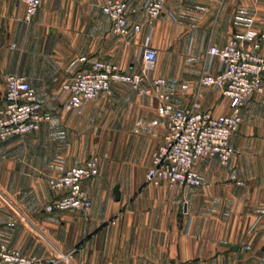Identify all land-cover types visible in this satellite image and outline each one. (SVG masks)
Wrapping results in <instances>:
<instances>
[{"label":"crops","instance_id":"crops-1","mask_svg":"<svg viewBox=\"0 0 264 264\" xmlns=\"http://www.w3.org/2000/svg\"><path fill=\"white\" fill-rule=\"evenodd\" d=\"M103 3L41 0L27 22L23 2L0 0V94L8 74L24 76L52 116L34 133L0 139V243L39 264H264V103L258 95L242 110L230 163H197L210 187H156L145 174L168 131L158 100L113 83L112 94H99L78 115L63 109L68 93L61 88L95 60L138 71L139 49L151 44L159 50L152 75L166 80L177 108L198 98L203 110L229 114L222 90L200 85L206 52L264 30V0H165L164 13L151 23L144 0H128L137 12L124 37L112 32ZM238 17L253 22L241 24ZM216 67L214 59L210 72ZM140 151L146 159L138 164ZM92 155L101 163L100 174L82 182L93 202L89 213L47 212L60 194L49 177Z\"/></svg>","mask_w":264,"mask_h":264},{"label":"built area","instance_id":"built-area-1","mask_svg":"<svg viewBox=\"0 0 264 264\" xmlns=\"http://www.w3.org/2000/svg\"><path fill=\"white\" fill-rule=\"evenodd\" d=\"M19 1L25 4L24 20L30 22L38 12L41 0ZM144 8L151 23L164 13L165 0H144ZM102 12L109 18L114 34L129 35V18L137 8L131 7L128 0H104ZM237 21L249 26L253 22L245 17H238ZM133 30L139 32L140 24H135ZM158 55L159 50L153 45H142L139 49L142 65L135 72H127L111 62L95 60L88 69H80L62 82L61 88L68 93L63 109L81 115L87 103L99 94H112L113 83L128 84L139 94L157 99L158 113L165 119L168 131L164 141L152 153L145 174L146 183L156 187L179 184L208 188L210 183L198 170L197 163L218 158L222 165H228L236 152L231 138L243 122L242 110L254 95L264 103V30H250L232 37L223 46L213 45L207 49L208 68L200 77V85L219 87L230 99L229 114L217 115L203 110L198 98L187 107L177 108L165 90L166 80L152 75ZM214 59L217 67L215 72H210ZM4 82L5 90L0 94L5 101L4 114L0 115L1 140L34 133L42 123L52 120L26 77L8 74ZM100 163V156L92 155L84 164L49 177L50 187L60 194L45 206V210L89 213L93 202L82 182L100 174ZM39 262L36 256L0 243V264Z\"/></svg>","mask_w":264,"mask_h":264},{"label":"rangeland","instance_id":"rangeland-1","mask_svg":"<svg viewBox=\"0 0 264 264\" xmlns=\"http://www.w3.org/2000/svg\"><path fill=\"white\" fill-rule=\"evenodd\" d=\"M120 84H123V85H125V86H128V87L130 88L131 91H133V92L139 94L138 92H136L135 90H133L128 84H125V83H120ZM140 95H141V94H140ZM143 96L148 97V98L151 99V101L156 102L155 98H153V97H150V96H147V95H143ZM145 159H146V157L143 156V154H142L141 151H140L139 154H138L137 157H136V162H137L138 164H140V163H141L142 161H144Z\"/></svg>","mask_w":264,"mask_h":264},{"label":"water","instance_id":"water-1","mask_svg":"<svg viewBox=\"0 0 264 264\" xmlns=\"http://www.w3.org/2000/svg\"><path fill=\"white\" fill-rule=\"evenodd\" d=\"M114 194H115L116 199L119 200L120 196H121L120 186L119 185H116L114 187Z\"/></svg>","mask_w":264,"mask_h":264}]
</instances>
